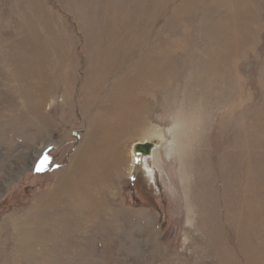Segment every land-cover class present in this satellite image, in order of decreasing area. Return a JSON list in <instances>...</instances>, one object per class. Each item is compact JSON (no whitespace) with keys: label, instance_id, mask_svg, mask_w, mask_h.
Instances as JSON below:
<instances>
[{"label":"rangeland","instance_id":"obj_1","mask_svg":"<svg viewBox=\"0 0 264 264\" xmlns=\"http://www.w3.org/2000/svg\"><path fill=\"white\" fill-rule=\"evenodd\" d=\"M0 264H264V0H0Z\"/></svg>","mask_w":264,"mask_h":264},{"label":"bare ground","instance_id":"obj_2","mask_svg":"<svg viewBox=\"0 0 264 264\" xmlns=\"http://www.w3.org/2000/svg\"><path fill=\"white\" fill-rule=\"evenodd\" d=\"M111 110V109H110ZM110 112V111H109ZM120 112V111H119ZM124 113V112H123ZM121 114V113H120ZM107 116V115H106ZM107 118H108V116H107ZM95 120H96V118H95ZM180 120H182V119H180ZM102 122V121H101ZM107 122V121H106ZM104 122H102V124H103ZM102 124L100 123V125L102 126ZM105 125V124H104ZM96 126V125H95ZM99 125H97V127H98ZM100 126V127H101ZM106 127V126H105ZM103 128V127H102ZM91 129V128H90ZM181 128H180V124H179V122L176 120V122H175V126H174V128L172 129L173 130V133H174V141L169 145V147L167 148V153H166V156H169V155H171V152L172 151H175V155L176 156H178V158L181 160V162H183V155H184V150L181 148L182 146H180L179 145V143H178V146L176 145V140H175V138H176V136H179L180 135V132H181V130H180ZM103 131H104V129H103ZM152 132V131H151ZM88 134V133H87ZM150 134V133H149ZM147 136V135H146ZM149 139V142L151 143V142H153L154 143V150L152 151V157L156 160V159H160V157L158 156V153H157V146L159 145V143L160 142H162L164 139H165V137H164V135L162 134V133H160V132H156V133H153V134H151V136H150V138H149V136H147V137H145V139ZM144 140V139H143ZM183 141V140H182ZM149 142H147V143H149ZM189 142V141H188ZM89 144V143H88ZM84 146V145H83ZM90 146V145H89ZM88 146V147H89ZM135 146V145H134ZM133 146V147H134ZM189 147V146H188ZM90 149V147L88 148V150ZM93 149V148H92ZM80 150V149H79ZM82 150V149H81ZM87 150V149H86ZM83 151H84V149H83ZM134 151V150H133ZM92 152V151H91ZM81 153V152H80ZM89 153V152H88ZM185 154H186V152H185ZM85 155V154H84ZM188 156V155H187ZM85 158H87V159H85ZM142 158V157H141ZM148 158V157H147ZM147 158H144V165H143V168L146 170V172H147V174H150V177H152V171H150L147 167H148V163L146 162L147 161ZM88 160L90 161V164H91V167L93 168V166L95 167V168H99L100 167V164H101V161L100 162H98V159L97 158H92V159H90V157L88 156H85L84 157V163L85 164H88ZM179 160V161H180ZM138 161V160H137ZM158 162V161H157ZM89 164V165H90ZM84 168H86V166H84V165H82ZM74 168V167H73ZM143 169V170H144ZM154 169V168H153ZM152 169V170H153ZM84 170V169H83ZM184 170V171H183ZM85 172L87 171V170H84ZM183 171V172H182ZM68 172V171H67ZM71 172H74V171H71ZM89 172V171H88ZM181 173H182V177H183V179L185 180V182L186 183H188V175H187V172L185 171V166L184 165H182V167H181ZM86 176L88 175L87 173L85 174ZM84 175V176H85ZM85 176V177H86ZM69 179V178H68ZM85 179V178H84ZM70 181V180H69ZM70 183V182H69ZM66 186H67V184H66ZM71 187V186H70ZM73 187V186H72ZM75 188V187H74ZM90 204V203H89Z\"/></svg>","mask_w":264,"mask_h":264},{"label":"water","instance_id":"obj_3","mask_svg":"<svg viewBox=\"0 0 264 264\" xmlns=\"http://www.w3.org/2000/svg\"><path fill=\"white\" fill-rule=\"evenodd\" d=\"M154 148V143H143V144H136L134 146V152L138 156H149L152 153V149Z\"/></svg>","mask_w":264,"mask_h":264},{"label":"snow or ice","instance_id":"obj_4","mask_svg":"<svg viewBox=\"0 0 264 264\" xmlns=\"http://www.w3.org/2000/svg\"><path fill=\"white\" fill-rule=\"evenodd\" d=\"M48 160V157L44 158V161L41 163V165L37 168L38 171L44 170V163Z\"/></svg>","mask_w":264,"mask_h":264}]
</instances>
